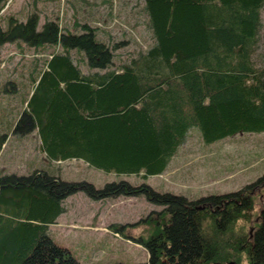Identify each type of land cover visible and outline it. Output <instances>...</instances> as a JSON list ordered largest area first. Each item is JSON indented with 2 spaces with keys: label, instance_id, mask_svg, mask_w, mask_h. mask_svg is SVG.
<instances>
[{
  "label": "trees",
  "instance_id": "1",
  "mask_svg": "<svg viewBox=\"0 0 264 264\" xmlns=\"http://www.w3.org/2000/svg\"><path fill=\"white\" fill-rule=\"evenodd\" d=\"M6 1L0 0V12ZM143 9L151 42L119 65L115 50L127 41L101 40L87 23L66 31L50 18L38 29L36 12L0 24V50L13 42L61 48L32 75L25 106L0 144L9 133L36 131L51 162L76 158L148 178L167 169L193 129L206 144L264 132V65L253 61L264 0H144ZM73 51L84 55L78 63ZM11 84L0 83V100ZM79 191L93 200L143 195L164 207L135 223L162 219L147 238L125 233L133 224L111 225L147 249L148 260L133 264H240L244 252L250 264H264V173L238 191L190 199L126 179L97 187L50 168L0 175V264H81L49 233L66 212L65 200ZM255 193L262 196L259 224L238 232Z\"/></svg>",
  "mask_w": 264,
  "mask_h": 264
},
{
  "label": "rangeland",
  "instance_id": "2",
  "mask_svg": "<svg viewBox=\"0 0 264 264\" xmlns=\"http://www.w3.org/2000/svg\"><path fill=\"white\" fill-rule=\"evenodd\" d=\"M144 0H7L0 12V24L6 26L11 15L20 19L38 13L39 26L47 19L59 21L63 30L81 31L78 23L96 28L99 39L106 42H125L115 50V64L131 58L151 42L147 27ZM60 47L29 46L26 43H7L0 50V83L8 80L9 91H3L0 100V135L11 131L13 123L25 106L22 100L28 97L33 86L32 75L44 69L48 58ZM76 63L83 54L73 51ZM256 66L264 65V31L253 54ZM84 72L88 67L83 62ZM6 89V86L3 87ZM0 144V175L16 172L27 174L39 168H50L67 180L86 179L97 187L112 180L126 179L133 184L147 182L159 191L182 194L198 199L209 194L238 191L255 182L264 173V132L238 133L224 140L206 144L193 129L190 137L180 146L162 174L144 178L143 174H117L91 167L87 162L72 158L49 161L42 152L37 132L19 137L9 133ZM253 208L246 218L237 222L239 232L253 231L259 224L262 196L253 195ZM66 212L51 224L49 233L54 240L67 247L81 264H133L147 261V249L133 239L115 232L112 224H133L125 232L131 237H149L156 229V219L135 224L148 218L152 211L164 207L149 201L145 196L110 197L93 200L79 191L64 202ZM155 216V215H154ZM212 221L205 220L211 232ZM236 264V263H232ZM240 264H250L244 252Z\"/></svg>",
  "mask_w": 264,
  "mask_h": 264
},
{
  "label": "crops",
  "instance_id": "3",
  "mask_svg": "<svg viewBox=\"0 0 264 264\" xmlns=\"http://www.w3.org/2000/svg\"><path fill=\"white\" fill-rule=\"evenodd\" d=\"M13 15H16V14H13ZM16 16H17V15H16ZM21 20H23V19H21ZM23 21H25V20H23ZM60 217H61V216H60ZM60 217H59V218H60Z\"/></svg>",
  "mask_w": 264,
  "mask_h": 264
}]
</instances>
